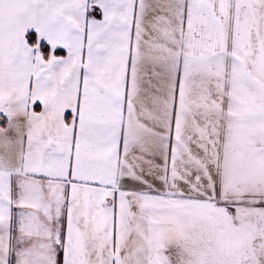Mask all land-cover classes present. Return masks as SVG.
Listing matches in <instances>:
<instances>
[{
	"label": "snow or ice",
	"instance_id": "obj_1",
	"mask_svg": "<svg viewBox=\"0 0 264 264\" xmlns=\"http://www.w3.org/2000/svg\"><path fill=\"white\" fill-rule=\"evenodd\" d=\"M0 264H264V0H0Z\"/></svg>",
	"mask_w": 264,
	"mask_h": 264
}]
</instances>
